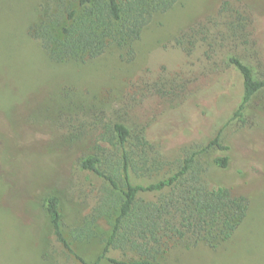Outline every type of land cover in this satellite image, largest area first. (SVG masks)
<instances>
[{
	"label": "rangeland",
	"instance_id": "rangeland-1",
	"mask_svg": "<svg viewBox=\"0 0 264 264\" xmlns=\"http://www.w3.org/2000/svg\"><path fill=\"white\" fill-rule=\"evenodd\" d=\"M225 1L251 13L253 34L247 42L226 35L219 13ZM70 9L81 22L86 8L77 0H0V264H83L54 235L42 205L49 192L60 196L64 231L75 252L92 264L102 250L103 232L111 228L107 216L93 224L97 236L73 237V228L101 203L107 183L78 165L98 151V143L93 132L69 139L60 122V114L71 110L64 106L69 100L108 114L130 108L129 123L146 125L149 162L136 152L135 184L170 177L196 153L207 182L250 197L248 215L230 240L217 238L214 246L175 240L157 264H264V91L249 103L245 122L232 119L242 85L226 61L235 53L264 72V0H180L154 14L134 41L133 54L112 45L84 62H55L42 36L63 38L64 28L75 23ZM208 17L221 24L219 38L214 26L213 38L190 53L175 45L180 30ZM30 29L41 37L30 36ZM160 79L185 82V91L171 98L154 94L151 88ZM135 93L139 99H133ZM106 152L111 158V149ZM218 155L229 156L226 168L216 164ZM168 191L140 192V197L155 200ZM116 214L112 208L111 221ZM108 256L136 257L120 250ZM100 264L115 263L102 259Z\"/></svg>",
	"mask_w": 264,
	"mask_h": 264
},
{
	"label": "trees",
	"instance_id": "trees-1",
	"mask_svg": "<svg viewBox=\"0 0 264 264\" xmlns=\"http://www.w3.org/2000/svg\"><path fill=\"white\" fill-rule=\"evenodd\" d=\"M86 8L85 17L77 20L76 9L68 11L74 19L71 28H64L63 38L55 35L42 36L47 44L48 54L55 62H84L88 57L103 53L109 46L126 48L128 55L134 53L133 43L140 38L145 26L156 12H166L180 0H77ZM226 35L233 41L247 42L253 34L252 15L241 10L230 1H225L219 11ZM215 17L207 22L183 28L174 37L176 46L190 53L199 42L209 41L212 28H217L216 38L222 34L221 24ZM82 24V25H81ZM30 36L41 37L30 29ZM215 39V38H214ZM228 39V38H227ZM212 57V56H210ZM228 67L234 69L241 79L242 92L232 119L246 121V108L252 99L264 91V72L238 54L227 57ZM186 83L160 79L151 90L162 97L178 96L185 91ZM149 91V90H147ZM133 99H139L133 94ZM64 105L71 110L66 116L60 114L61 126L68 128L69 139L75 140L89 133L94 134L97 152L80 158L79 167L102 177L107 186L100 195V204L83 225L73 228L75 239L97 236L93 224L98 217L110 218V229L104 231L103 247L96 261L107 259L115 264H157L159 257L166 254L173 241L203 240L210 245L220 238L230 240L239 225L248 215L251 199L242 192H236L230 185L207 182L195 154L187 155L179 170L168 178L148 185L132 182L131 172L137 167L136 152L141 160L149 162L145 152L149 145L147 127L132 126L127 119L130 108L105 111H86L73 100ZM74 104V105H73ZM79 109H83L79 110ZM74 111V112H73ZM94 111V112H93ZM72 112V113H71ZM101 142V143H100ZM107 143V146L102 144ZM221 145L212 141L211 145ZM111 149V158L106 149ZM221 148H225L222 146ZM116 156L115 158H113ZM218 166L226 168L229 156L215 157ZM155 164V160L153 161ZM169 191L155 200L140 197V192ZM116 191L115 194H112ZM42 205L49 216L56 239L83 264L88 263L78 255L64 231L61 199L55 192H49L42 199ZM117 214L111 221V209ZM214 246V245H213ZM110 250L131 252L136 255L130 260H118L108 256Z\"/></svg>",
	"mask_w": 264,
	"mask_h": 264
}]
</instances>
